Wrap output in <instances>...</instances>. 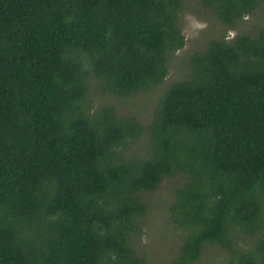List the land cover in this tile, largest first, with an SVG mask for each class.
<instances>
[{"label": "trees", "instance_id": "16d2710c", "mask_svg": "<svg viewBox=\"0 0 264 264\" xmlns=\"http://www.w3.org/2000/svg\"><path fill=\"white\" fill-rule=\"evenodd\" d=\"M196 1L0 0V264H145L142 194L164 179L168 264L207 245L264 264V0ZM185 10L225 31L208 25L142 124L103 99L163 83Z\"/></svg>", "mask_w": 264, "mask_h": 264}, {"label": "rangeland", "instance_id": "374dc122", "mask_svg": "<svg viewBox=\"0 0 264 264\" xmlns=\"http://www.w3.org/2000/svg\"><path fill=\"white\" fill-rule=\"evenodd\" d=\"M193 4L192 10L198 13L201 8L198 7L196 0H189ZM259 9L257 12L260 15ZM251 13L245 17L242 23L235 26V29L228 31L230 37L237 31H252L253 27L260 23L259 15ZM200 15L185 10L180 17V26L185 37L184 47L176 52L169 61L168 75L154 91L145 94H138L129 99H117L108 97L103 100L112 105H116L117 110L121 113H132L137 116L142 124H147L151 118L155 103L160 93L173 81L184 78L185 72H188L186 65L187 54L195 49L204 34L205 29L211 24V31L219 32L217 36L223 34L225 28L218 23H211L210 17L201 19ZM264 18V15L262 16ZM247 25V26H246ZM218 27V29H217ZM207 33V32H206ZM214 36V35H213ZM134 149L144 150V141L137 140L133 146ZM174 182L170 179H164L158 185V188L152 192L142 194V199L148 205L147 212L144 216V231L141 237L135 243L138 246L139 254L145 259V264H168L174 257V254L182 240L183 231L174 228L169 220L168 206L173 199ZM177 231H176V230ZM223 259V252L215 246H205L197 262L193 264H215Z\"/></svg>", "mask_w": 264, "mask_h": 264}]
</instances>
